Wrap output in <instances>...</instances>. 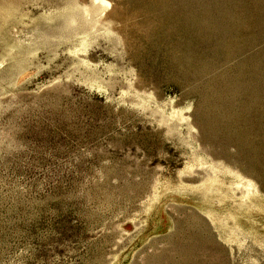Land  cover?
Returning <instances> with one entry per match:
<instances>
[{
    "label": "rangeland",
    "instance_id": "1",
    "mask_svg": "<svg viewBox=\"0 0 264 264\" xmlns=\"http://www.w3.org/2000/svg\"><path fill=\"white\" fill-rule=\"evenodd\" d=\"M0 0V264H264V0Z\"/></svg>",
    "mask_w": 264,
    "mask_h": 264
},
{
    "label": "bare ground",
    "instance_id": "2",
    "mask_svg": "<svg viewBox=\"0 0 264 264\" xmlns=\"http://www.w3.org/2000/svg\"><path fill=\"white\" fill-rule=\"evenodd\" d=\"M98 3L102 4L103 7L108 5V2L106 0H98Z\"/></svg>",
    "mask_w": 264,
    "mask_h": 264
}]
</instances>
